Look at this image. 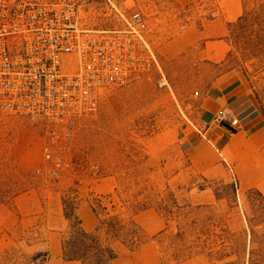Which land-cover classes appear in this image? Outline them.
<instances>
[{
  "label": "rangeland",
  "instance_id": "rangeland-1",
  "mask_svg": "<svg viewBox=\"0 0 264 264\" xmlns=\"http://www.w3.org/2000/svg\"><path fill=\"white\" fill-rule=\"evenodd\" d=\"M229 1L123 0L116 3L117 11L98 4L82 13L86 27L100 30L123 29L125 19L141 11L144 35L169 88L157 86L154 71L123 87L102 89L97 112L66 143L72 167L57 180L44 174L45 127L0 117V264H34L38 253L55 249L58 241H49V235L59 228L64 197L79 205L99 198L106 209L99 210L102 218L118 214L129 227L132 212L149 208L136 218L143 244L131 252L115 243L118 257L109 264H248L251 249L264 264V202L210 182L221 199L202 209L189 204V191L195 195L205 183L189 170L179 173L188 161L178 147L200 121V98L219 71L241 72L264 114V0H239L241 20L229 25L230 50L221 67L197 64L192 53L178 59L162 54L166 42L213 18L211 13ZM163 222L167 229L160 233ZM68 228L67 223L60 238ZM177 230L192 247L181 260L173 254L178 245L169 239ZM100 237L105 242L107 236Z\"/></svg>",
  "mask_w": 264,
  "mask_h": 264
},
{
  "label": "built area",
  "instance_id": "built-area-1",
  "mask_svg": "<svg viewBox=\"0 0 264 264\" xmlns=\"http://www.w3.org/2000/svg\"><path fill=\"white\" fill-rule=\"evenodd\" d=\"M119 1L0 0V117L45 127L44 174L52 180L71 169L66 143L97 112L102 89L123 87L154 71L157 86L169 88L144 35L141 11H133L123 29L84 25L82 13L92 6L117 11ZM250 118L223 108L210 122L192 124V130L206 139L212 128L241 129Z\"/></svg>",
  "mask_w": 264,
  "mask_h": 264
},
{
  "label": "crops",
  "instance_id": "crops-1",
  "mask_svg": "<svg viewBox=\"0 0 264 264\" xmlns=\"http://www.w3.org/2000/svg\"><path fill=\"white\" fill-rule=\"evenodd\" d=\"M241 14L242 4L239 0L224 3L218 16L203 19L201 24H193L183 34L166 42L162 54L169 59H178L192 53L197 58V64L221 67L230 50L227 39L229 25L237 21ZM223 108L251 118L241 129L226 125L212 128L207 132L206 139L188 129L178 141L181 157H186L188 161L179 173L189 170L205 183L197 194L189 191L188 201L193 206L216 202L215 187L211 188L208 185L210 182L233 183L237 192L240 189L244 192L256 189L264 195V114L248 81L238 70L219 71L212 76L200 98V120L210 122ZM90 189L94 190L93 187ZM77 215L86 231L95 229L97 219L87 202L79 205ZM138 215L140 213L134 216L135 222ZM58 222L57 232L49 235V241L57 239L58 243L53 251H48L46 264H80L62 259L60 233L68 223L63 216V204L59 207ZM164 228L163 222L158 232Z\"/></svg>",
  "mask_w": 264,
  "mask_h": 264
},
{
  "label": "trees",
  "instance_id": "trees-1",
  "mask_svg": "<svg viewBox=\"0 0 264 264\" xmlns=\"http://www.w3.org/2000/svg\"><path fill=\"white\" fill-rule=\"evenodd\" d=\"M240 20L241 17H239L237 21ZM256 99L258 100L257 97ZM217 185L223 186V189L225 188L232 191L234 195L237 194V187L233 183H218ZM219 191L220 189L217 187L213 190L216 201L221 199ZM244 193L246 195H255L262 202H264V195L256 189H248ZM101 202V199L97 198L89 203L91 210L97 219L95 229L89 232L83 228L82 221L77 215V209L79 207L78 201H76V199L74 201H70L65 197L63 198V216L68 221L69 227L67 234L63 235L61 238L62 259L64 261H78L80 264H109L118 257V254L113 247L115 243H119L131 252L143 244L142 240L145 235L141 227L135 222L134 216L140 211L147 210L149 208L142 207L141 210L139 209L131 213L127 220V223L131 227L130 228L127 224L125 225V221L118 214L102 218L99 210L106 211V209L102 206ZM172 204L176 209L180 208L174 199H172ZM196 207L198 209H202L204 206ZM192 223L195 224L196 222L192 221ZM248 227L249 234L252 237L254 229L250 226V224ZM166 229L167 225L165 224V228L160 231V233H163ZM101 233H104L105 236H107L105 238V242L100 237ZM169 239L171 240V244L178 245L177 250L173 253L177 260L189 257L188 255H184V252H191L192 247H187L184 233L177 230L176 233H171V237H169ZM196 239H200V237H196ZM198 253L202 254L203 251H199ZM249 255L248 264H260V262H262L260 260V255L255 253L252 249L250 250ZM182 256L184 257L181 258ZM253 256L256 258L253 259ZM34 259V264H46L49 259V255L48 253H38Z\"/></svg>",
  "mask_w": 264,
  "mask_h": 264
}]
</instances>
